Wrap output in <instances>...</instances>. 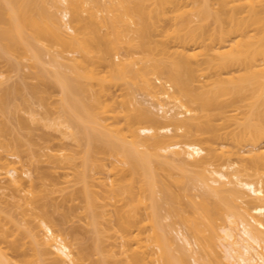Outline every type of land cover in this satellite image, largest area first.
<instances>
[{"label":"bare ground","instance_id":"6f19581e","mask_svg":"<svg viewBox=\"0 0 264 264\" xmlns=\"http://www.w3.org/2000/svg\"><path fill=\"white\" fill-rule=\"evenodd\" d=\"M0 57V188L23 216L0 207V264H264V0H0ZM24 60L60 91L52 125L83 145L60 215L91 225L78 250L25 178L20 135L5 138L13 115L30 128L26 106L44 117L42 85L9 83ZM65 151L49 154L75 164Z\"/></svg>","mask_w":264,"mask_h":264},{"label":"rangeland","instance_id":"374dc122","mask_svg":"<svg viewBox=\"0 0 264 264\" xmlns=\"http://www.w3.org/2000/svg\"><path fill=\"white\" fill-rule=\"evenodd\" d=\"M45 4H46L45 6L48 5L47 7L50 10L51 9L52 10L56 9L55 6L52 5L53 3H48V4L45 3ZM155 38L159 41V43H161L163 41V39L165 38V36L162 33L160 35L155 36ZM137 54H139V52L136 53V55ZM72 55H71V53L69 54V56H72ZM48 56L49 55L47 54L46 55V59L48 58ZM116 59H118V58L116 57ZM60 60L65 61V59H63V58L62 59L60 58ZM73 61H75V60H73ZM106 61L107 60H105L103 62L106 63ZM3 62L4 61L2 60V57H0V66H2L4 68V66H3L4 63ZM23 62L24 63H22V64H24V65L22 67H20L21 70H18L19 72L13 71V72L10 73L11 77H9L10 78V80H9L10 82L9 83H11V82L14 83L15 81H18V80L19 81L24 80L22 83L26 84V87L31 82L33 84L37 83V85H42V84H40V82H42L41 81L42 77L40 78L39 74L38 75L36 74V71H34L36 69L32 70L31 69L32 67H29L25 60ZM69 62L70 63H74V62H72V60L71 61L69 60ZM96 62H99L98 65L95 63L96 66H99V69H97L98 67H95V68L97 70L101 71L102 74H103L108 68V66H107L106 70H104L107 63L106 64H100L101 61H97V59H96ZM103 62H101V63H103ZM100 66H102L104 69L100 70ZM63 68L65 69V67L60 66V69H63ZM66 69H68V71H71L69 68H66ZM25 74H26V76L28 75L27 78H24V77H26V76H24ZM36 76H37V78H36ZM21 78H24V79L21 80ZM25 80H26L27 83L29 81L30 82L27 84L25 82ZM42 80H44V79H42ZM38 81H39V83H38ZM88 82L89 81H87V83ZM42 83H44V81ZM24 84L22 86L24 87V89H26ZM88 86H89V84H88ZM94 86L96 87V85H94ZM94 86H93V88H95ZM121 87L122 86H120V85H114L113 84V86L109 88L110 91L113 93L112 96L114 97V99H116V98L120 99L122 97V93H125L126 89L124 88V86L122 88ZM42 88H44V89L42 90ZM42 88H41V92H39V90H38V94L40 93L39 94L40 97H38V96L36 97V95H35V97L33 99V101H35V102H33L34 104L32 103V106L34 105V107H32V108H33V110L34 109L36 110V111L35 110L34 111L37 112V114H36L37 118H38V116H42V117L44 116L43 118L46 117L47 120H50V123H51L50 125H52V124H55L53 121L56 122V121L59 120V112H60L59 105L61 104V103H59V99H60L59 97H61L60 96L61 94H60L59 89L56 88V87H53L51 89L48 87V89H46L42 85ZM133 88H134V90H136V91H134V93L135 92L137 93L139 91V88L137 87V85H134ZM133 88H130V90L132 91ZM45 89H46V91H45ZM22 90H23V88H22ZM25 93L28 94L26 91H25ZM137 94H138L137 97H141L142 96L141 93H137ZM41 97H42V100H45V101H41L40 102L39 99ZM87 97H88V95H87ZM86 99H88V98H86ZM18 100H20V99L16 100L17 103L19 102ZM23 103H24V101H23ZM57 104H59V105H57ZM170 104H173V102H171ZM19 105H20V103H19ZM25 105H26V103H24V106H22V107L24 108ZM26 109H27V106H26L25 109H21L20 114L23 117H25L26 120H28L29 126H30V128H28L29 130L28 129H20L19 126L17 125L18 124L17 123L18 121H16L17 118H15L14 115H13V118H11L8 121V123L10 124L9 126H10L11 131L9 130L10 133L5 134V135H7V137H5V138L8 141L9 140L13 141V139H15V138H13L14 136L16 137L18 134L20 135V138L22 139V142H21V146L19 147L20 151H19V157L17 159H19V163H18L19 165H23L24 167L29 169V171H28L29 174L25 175V178L29 182H33V184L38 189H42L43 193L47 196V198L49 200L50 199L52 200L54 205L52 203L49 204L50 205L48 207L49 212H47V213L49 214L50 217H52L53 220L55 219L54 220L55 223H57V224L59 223L58 227L59 228L61 227V229L63 230L65 236L68 237V239H70L71 241H73L72 243H73L74 248L76 250L81 249V248H83L82 247L83 245H87V243L90 242L89 240L91 239V237H92V235L94 233L92 231V229H91V225H89V224L87 225L86 224L87 223L86 219H84L86 217L84 215H83L84 217L81 216V214L79 215V213L78 214L77 213L72 214L68 220H64L62 217H60V215L61 216L63 215V212L65 210V209L63 210V208L65 207L64 203H65L66 199L68 200L69 196L71 195L70 192L72 190L74 191V188L78 187V185H79L76 182V179H77L76 178L77 176L75 174V172H76L75 169L76 168H74V167H76V164H80V162H81V157H80V151L79 150H81L83 145L78 144V142L72 137L71 138H69L67 136L64 137V135H62V130L59 129V128H63V126L61 127V125L59 126V125L56 124L57 126L56 125L50 126L48 123L45 125L44 124L45 120H43V118H41V117H39L40 120H42L41 122H40L39 118H38L37 122L36 121H31L32 119L31 118H30L31 120L29 119V116L31 117V112L29 114V112L26 111ZM179 109H180L179 107H176V110H179ZM136 110H137V106L133 109V111H136ZM16 117H17V115H16ZM7 118L9 119V117H7ZM46 136H49V137H46ZM47 138L48 139L51 138V139L48 140ZM222 142H224V139L216 138V139H213L212 141H208L206 143H211L212 145H215L217 147V149H218L217 151H219V149H221L222 147L223 148L225 147V145H223ZM65 149L69 150L70 153L71 152L74 153V155H75L74 156V159H75L74 161L75 162L74 161L73 162L75 164L71 163V165H69L70 163L67 164L65 162L66 164H64V165L61 164L60 165V162L58 161L59 158L57 157L58 159H56V156L51 157V156H53V154L51 156H50L51 153L49 154V152H56V151H58L57 153H59V154H62L61 152H68V151H65ZM100 156H102V154H100ZM53 158L55 160H57V161L55 162ZM57 162H59V164ZM0 181H1V183L3 185H5V186L8 185V180L7 179L2 178ZM180 190L182 192H185V190L183 188H180ZM190 191L194 192L195 190L191 189ZM159 193L161 194V192H159ZM183 197L185 199H187V200L189 198V196H187V195H183ZM48 199H44V200L47 201ZM12 200H14L13 190L10 187H8V186L5 187V188L4 187L0 188V207H2V209L5 208V210L6 209L9 210L13 206V205L11 206V202H13ZM187 200H185V202ZM197 200L199 201V200H202V199H201L200 196H197ZM56 203L57 204L59 203V205H58L59 208L58 207L56 208V205H57ZM60 203L63 204V205L61 206ZM66 203H65V205H66ZM74 203H75V205L78 204V200H76ZM75 205H74V207H75ZM78 205H76V207H78ZM165 206H166V204H165ZM13 209H14V207H13ZM37 210H39V209H37ZM62 210H63V212H62ZM160 210L162 211L161 216L163 214H166V212H165L166 210L165 209H160ZM13 212H14V216L18 220H20L23 217L22 214H20L18 212V210L17 211L13 210ZM30 218L32 219V217H30ZM30 218H28V219H30ZM58 218H60V220ZM36 219L37 218H35V220ZM162 219H163L162 222L164 221V223H165V221L168 222V221L171 220L170 216L168 217L166 215H164ZM18 220H16V221H18ZM218 220H219V218L217 219V221ZM22 221H24V220H22ZM19 222H21V220ZM35 222H37V221H35ZM32 223H34V221ZM34 224H36V223H34ZM34 224H31V226L32 225L35 226ZM12 227H14V225H12ZM77 231H79L80 233L79 232L77 233ZM175 232L176 231L174 230V233ZM75 233L77 234V237H76ZM112 239L114 240V238H112ZM112 239L110 238L109 240H112ZM91 241H92V239H91ZM181 243H183V242H181ZM3 244L5 245V244H7V242H5V243L3 242L2 245ZM177 252L179 253V251H177ZM91 258L93 259L92 261H96V259L98 257L96 258V255H94ZM47 260H49V258ZM90 261H91L90 259L87 260L88 263H90Z\"/></svg>","mask_w":264,"mask_h":264}]
</instances>
